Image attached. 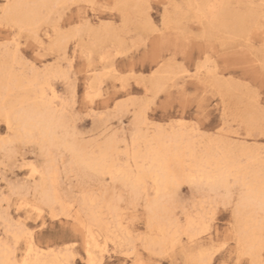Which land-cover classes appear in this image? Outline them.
Returning a JSON list of instances; mask_svg holds the SVG:
<instances>
[{
	"label": "rangeland",
	"instance_id": "obj_1",
	"mask_svg": "<svg viewBox=\"0 0 264 264\" xmlns=\"http://www.w3.org/2000/svg\"><path fill=\"white\" fill-rule=\"evenodd\" d=\"M144 3L155 5L158 16L164 15L159 9L165 4L169 5L166 30L158 33L147 24L144 9L138 7ZM93 4L96 5L95 8L90 7ZM229 4L230 10L234 12L246 13L259 9L264 13V3L261 0H230ZM52 15L47 22L41 24L45 35L41 37L42 45L36 49L42 50V59L37 64V71L45 68L46 72L60 70L67 73L66 77L53 78V84L59 97L57 102L64 105L65 117L73 112L81 117L78 123L73 122L72 127L68 128L70 133L75 134L80 140L88 144H101L109 138H115L118 147L121 140L126 139L130 142L132 117L140 110L141 101L138 98L144 95L145 89L155 95L182 91L187 95L198 94L203 97L209 112L200 129L205 135H199L192 130L184 129L185 131L194 135L203 144L212 140L221 141L233 148L252 150L261 158L258 148L259 137L252 146L233 143L230 138L242 127L257 130L262 118L264 39L261 30L264 29V17L260 28L251 27L249 23L248 33L241 36L231 29L211 28L207 18L199 20L196 17L186 0L69 1ZM59 24L71 27L73 29L71 32L75 34L68 39L66 55L50 47V42L56 36V26ZM49 25L53 28L51 33L48 30ZM75 25L80 27H74ZM97 34L100 39L95 38ZM48 35L52 36L50 41L46 39ZM177 46L181 50L189 51L188 63L185 64L188 71H194L195 65L200 64L201 71L196 80L190 78L184 80L180 70L167 61L165 53ZM2 51L4 50L0 49V53ZM78 53L82 56L80 57ZM22 69L25 72L31 70L27 65H23ZM129 71L135 73L134 78L127 77ZM153 72L156 73L155 76L151 75ZM180 80H184L182 86L178 83ZM93 82L95 87L90 100L86 98V92ZM117 100L120 102L119 106H123L122 109L117 106ZM166 115L174 120L185 113L179 109L175 112L171 110L165 112L160 105L154 104L148 120L152 124L164 123ZM149 127L151 133L156 129ZM221 127L224 131L218 138L208 137L207 133H215L217 128ZM37 152L36 157L29 151L27 156L22 153L18 159L14 153V146L9 150L0 149V214L11 220L14 226L19 225L17 221L22 220L23 225L32 232L33 239L35 237L34 242L41 248L53 249L56 252L67 250L74 255H71L68 264H84L87 253L81 227L72 218L65 216L53 218L47 208L45 215L40 217L37 214H26L25 207L21 208L20 212L16 211L25 199L34 200L36 197L33 187L39 178L32 177L31 171L24 167V160L36 163L38 168L43 167L46 157L39 154V149ZM57 155H60V152ZM63 157L60 159L58 156L59 192L62 198L69 202L80 197L84 190L97 192L99 184L103 183L108 191L112 192L114 203L118 204L123 212L124 224L126 223L125 226L137 239V249L145 261L151 264H157L161 260L188 264L191 254L206 250L217 239L211 234L207 238L199 234L198 239L196 237L197 242L185 243L183 237L181 244L165 256L150 254L138 239L147 231L136 223H130L134 220L133 214L119 204L120 184H109L105 178L100 182L90 178L83 180L66 170L68 154ZM117 162L121 163V155L117 157ZM5 179L8 180V184L4 183ZM202 196L207 194L198 190L196 199ZM5 230L6 223L1 219L0 238L2 236L5 238ZM218 231H223V221ZM63 233L70 234L71 238L65 239ZM69 243L75 247L69 249L67 247ZM97 255L101 257V264H134L135 260L126 248H120L111 241L108 243L107 251L101 254L98 252Z\"/></svg>",
	"mask_w": 264,
	"mask_h": 264
},
{
	"label": "snow or ice",
	"instance_id": "obj_2",
	"mask_svg": "<svg viewBox=\"0 0 264 264\" xmlns=\"http://www.w3.org/2000/svg\"><path fill=\"white\" fill-rule=\"evenodd\" d=\"M34 7L36 6L32 4H13L10 0H0V49L8 53L7 62L4 64L6 77L4 95L0 97V145L14 146V153L18 159L21 158L22 153L27 156L29 151L33 157H36L37 149L39 154H43L47 150L46 145L54 143L62 132L61 128L45 129L31 123L22 114L23 105L20 108L12 106L13 74L17 67L27 65L35 71L42 59V50L36 49L43 43L41 40L45 35L42 31L43 26L34 22L25 11ZM90 7L95 8L96 5ZM138 7L144 9L147 24L154 31L159 33L167 29L169 5L165 4L159 9L164 12L163 16L156 15V6L151 3H144ZM74 27L78 28L80 25ZM48 30L50 33L53 31L51 25ZM55 30L70 33L73 29L65 24H59ZM261 36L264 39V29L261 30ZM46 39L50 41L52 36L48 35ZM188 55L189 51L181 50L179 46L165 53L167 61L180 70L184 80L189 78L196 80L201 67L200 64H196L194 71H188L185 68ZM39 72L43 74L46 69L41 68ZM151 75L155 76L156 73L153 72ZM127 77L134 78L135 73L129 71ZM184 80L178 83L182 86ZM53 83L52 78L45 76L42 82L43 94L46 98L58 100ZM138 99L141 101V106L132 117V140L129 142L124 139L119 144L121 163L118 164V168L123 177L120 183L119 204L133 214L134 220L130 223L138 224L147 232H152L159 225L161 230H168L176 236L184 237L185 243L192 241L193 227L205 238L209 234L214 235L217 239L202 251L204 259L200 264H264V99L261 100L262 118L259 128L253 131L251 127H242L230 138L233 143L252 146L259 137L261 165L258 176L248 170L244 162H240L238 168L218 169L208 185L204 184L202 174L197 175L189 171L191 161L198 158L195 149L189 150L191 154L185 157L189 163L184 168L173 167L168 162L167 156L158 150L150 153L151 164L146 161L143 168L139 164H133L130 154V150L136 147V126L140 122L159 129L181 128L205 135L200 131L209 116L204 98L198 94L187 95L182 91L155 95L145 89L144 95ZM119 103L117 100V106ZM154 104L160 105L165 112L169 110L175 112L179 109L185 115L174 120L166 115L164 123L152 124L148 116ZM80 119L81 117L75 112L69 114L66 117L69 128L72 127L73 122L78 123ZM223 131L221 127L217 128L215 133H207V135L216 139ZM227 155L232 156L234 153L228 152ZM181 156L182 153L178 151L177 158ZM157 163L159 167L156 166ZM201 164L207 167L206 161L202 160ZM24 167L33 175L39 174L36 163L24 160ZM116 176L117 173L113 172L111 175L106 174L105 179L109 184H114ZM4 183L9 182L5 179ZM202 187L210 188L211 195L196 199V193ZM23 207L32 209L31 204H21L16 211L20 212ZM34 211L40 216L45 215L39 207ZM221 221H223L222 232L218 231ZM17 223L22 228L23 221ZM32 235L30 231L22 228L21 234L16 237V242L13 244L16 259L12 264H32L30 256L35 247ZM63 235L65 239L71 238L68 233ZM67 247L72 249L75 245L69 243ZM87 247L89 258L84 264H96L92 259L91 244ZM157 264H175V262L161 260Z\"/></svg>",
	"mask_w": 264,
	"mask_h": 264
},
{
	"label": "bare ground",
	"instance_id": "obj_3",
	"mask_svg": "<svg viewBox=\"0 0 264 264\" xmlns=\"http://www.w3.org/2000/svg\"><path fill=\"white\" fill-rule=\"evenodd\" d=\"M69 1L77 2L79 0H10L13 4L35 5L36 7L25 11L34 22L39 24L47 22L61 5ZM261 1L264 3V0ZM186 2L199 20L203 18L209 20L208 24L211 28L231 29L241 36L248 33L249 23L251 27L260 28L261 20L264 17V13L259 9L257 11L250 10L246 13L231 11L229 7L230 0H186ZM73 36L75 34L72 32L66 35L56 31V36L50 42V47L58 49L66 55L68 39L70 40ZM95 38L100 39L98 34L95 35ZM78 54L80 57L82 56L80 53ZM7 56L8 53L5 51L0 53V97L4 95L6 82L4 64L7 62ZM22 66L20 65L21 68L16 69L13 74L12 95L14 100L12 106L20 108L23 105L22 114L37 126L45 129L49 127L62 129L61 135L56 138L55 142L46 145L47 150L43 153L46 157V163L41 168L37 167L39 174L33 175L31 173L32 177L37 176L39 179L33 187L35 199H25L21 203L23 205H32L31 210L25 207L26 214H37L34 210L39 207L41 212H45V208L49 209L52 217L55 214V218L60 216L72 218L81 227L87 259L89 258L87 246L91 244L92 259L96 264H101V257H98L97 253L106 252L109 241L120 248H126L135 257L134 264H140V262L151 264L143 259L141 252L137 249V239L125 226L123 212H121L118 204L114 203L112 192L108 191L109 189L103 183L99 184L97 192L84 190L80 197L69 202L64 200L59 192L60 169L58 162L59 158L63 159L65 154H68L65 168L69 173H75L83 180L90 178L97 179L100 182L101 179L105 178L106 174L111 175L116 172V183L120 184L123 177L118 168L117 157L121 154L116 139L109 138L101 144H88L76 137L75 134L70 133L63 103H58L57 100L51 97L46 98L42 89V82L45 76L52 79L63 78L67 76V73L60 70H51L42 74L33 69L30 72H25ZM52 86L55 89V95L58 97L54 84ZM94 87V82L89 85L88 92H86L87 99H92ZM119 108L122 109L123 106H119ZM149 126L143 122L138 123L136 126V147L130 150L134 165L139 164L143 168L146 161L151 164L150 153L158 150L161 154L167 156L168 162L173 167L184 168L189 163L185 159L191 154L189 150L195 149L197 150L198 158L191 161L189 171L197 175L202 174L205 185H208L209 181L214 178V174L218 169L238 168L240 162H244L247 169L256 173L257 176L259 174L261 158L252 150L233 148L215 140L203 144L194 135L181 128L171 131L156 128L151 133ZM132 134L130 141L132 140ZM10 148L11 146L0 145V149L9 150ZM178 151L182 153L180 158H177ZM58 152H60V155H57ZM228 152H232L234 155L229 156L227 155ZM202 160L207 162L206 168L201 164ZM105 161L107 162L105 163ZM156 166L159 167V163ZM199 190L211 195L208 187H202ZM37 216L40 217L38 214ZM1 219L6 223V236L5 238H2L3 236L0 238V264H12V261L16 259L13 244L16 242V237L21 234L22 228H27L24 225L22 228L20 225L14 226L11 220L2 217L0 214ZM199 234L196 228L193 227V239L190 243H194ZM34 239L32 235L35 245L30 256L32 264H68L71 257L74 256L67 250V252H56L53 249L41 248L34 242ZM138 239L142 241V246L150 254L165 256L181 244L183 237L176 236L168 230H161L158 225L152 232H146L143 237ZM210 240L212 242V238ZM202 251L199 250L191 254L188 264H200L204 259L201 254Z\"/></svg>",
	"mask_w": 264,
	"mask_h": 264
}]
</instances>
